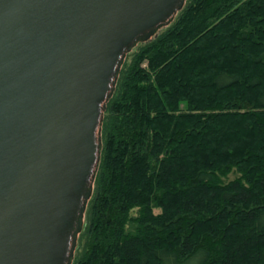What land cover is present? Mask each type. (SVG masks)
<instances>
[{"label":"trees","instance_id":"trees-1","mask_svg":"<svg viewBox=\"0 0 264 264\" xmlns=\"http://www.w3.org/2000/svg\"><path fill=\"white\" fill-rule=\"evenodd\" d=\"M71 264H264V0H185L120 67Z\"/></svg>","mask_w":264,"mask_h":264},{"label":"water","instance_id":"water-1","mask_svg":"<svg viewBox=\"0 0 264 264\" xmlns=\"http://www.w3.org/2000/svg\"><path fill=\"white\" fill-rule=\"evenodd\" d=\"M185 0H0V264H71L120 67Z\"/></svg>","mask_w":264,"mask_h":264}]
</instances>
